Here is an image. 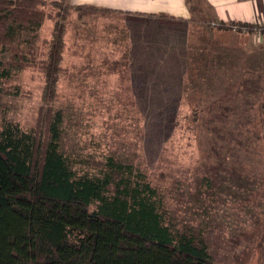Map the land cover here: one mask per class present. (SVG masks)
<instances>
[{"label": "rangeland", "instance_id": "obj_1", "mask_svg": "<svg viewBox=\"0 0 264 264\" xmlns=\"http://www.w3.org/2000/svg\"><path fill=\"white\" fill-rule=\"evenodd\" d=\"M85 14L70 11L54 103L64 112L61 146L74 167L97 170L107 156L134 166L159 193L174 231L203 242L221 264H264V43L227 26L223 34L208 24L212 32H196L189 23L194 69L186 70L178 106L141 109L140 81L155 90L159 77L140 76L141 58L149 68L158 62L140 40L123 44L138 22L129 29L119 16ZM51 28L46 21L34 41ZM42 86L29 70L0 78V130L17 152L27 150Z\"/></svg>", "mask_w": 264, "mask_h": 264}, {"label": "trees", "instance_id": "obj_2", "mask_svg": "<svg viewBox=\"0 0 264 264\" xmlns=\"http://www.w3.org/2000/svg\"><path fill=\"white\" fill-rule=\"evenodd\" d=\"M50 2L0 0V78L29 70L43 80L27 150L17 152L0 130V264H221L172 229L139 169L111 156L94 161L97 170L74 167L61 146L64 112L54 108L67 20L71 10L110 11ZM48 20L49 36L34 41Z\"/></svg>", "mask_w": 264, "mask_h": 264}, {"label": "crops", "instance_id": "obj_3", "mask_svg": "<svg viewBox=\"0 0 264 264\" xmlns=\"http://www.w3.org/2000/svg\"><path fill=\"white\" fill-rule=\"evenodd\" d=\"M69 2L74 6L89 5L109 10L110 12L104 13L121 17L124 25L131 26L129 29L133 28L131 24L138 22L129 39L123 44L125 47L128 44L129 48H133L140 40V50H148L152 53L148 59L158 58V62L153 63L154 68L143 66L141 58L142 65L138 66L140 76L159 77L155 80V90L146 84L150 80L140 81L138 91L141 109H169L178 106L176 103L180 99L181 91L184 90L182 81L187 74L186 70L194 69L192 63H187L194 58L188 56L189 51L186 48V31L189 23L197 27L196 32L203 29L212 32L204 25L210 22L226 25L264 21V0H69ZM151 30H153L151 33L153 38L136 39L138 34ZM223 32L224 30L222 34ZM197 41V46H200L202 42ZM201 50L202 48L197 49V52ZM159 55H162L164 61ZM171 76L173 80L169 78ZM162 77L168 78L162 80ZM165 87L169 90L164 91Z\"/></svg>", "mask_w": 264, "mask_h": 264}, {"label": "built area", "instance_id": "obj_4", "mask_svg": "<svg viewBox=\"0 0 264 264\" xmlns=\"http://www.w3.org/2000/svg\"><path fill=\"white\" fill-rule=\"evenodd\" d=\"M210 26L218 27L219 23H210ZM227 26L233 32L247 33L254 38L256 43H264V21L254 22L251 25H242L237 23L227 24Z\"/></svg>", "mask_w": 264, "mask_h": 264}]
</instances>
